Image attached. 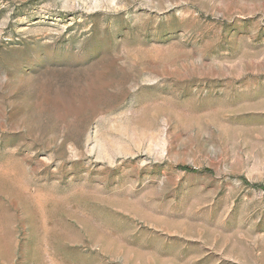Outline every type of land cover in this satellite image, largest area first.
Listing matches in <instances>:
<instances>
[{
    "label": "rangeland",
    "instance_id": "1",
    "mask_svg": "<svg viewBox=\"0 0 264 264\" xmlns=\"http://www.w3.org/2000/svg\"><path fill=\"white\" fill-rule=\"evenodd\" d=\"M0 264H264V0H0Z\"/></svg>",
    "mask_w": 264,
    "mask_h": 264
},
{
    "label": "trees",
    "instance_id": "2",
    "mask_svg": "<svg viewBox=\"0 0 264 264\" xmlns=\"http://www.w3.org/2000/svg\"><path fill=\"white\" fill-rule=\"evenodd\" d=\"M185 170H189V169H185ZM190 171V170H189Z\"/></svg>",
    "mask_w": 264,
    "mask_h": 264
}]
</instances>
